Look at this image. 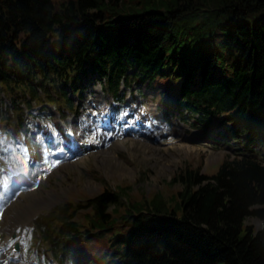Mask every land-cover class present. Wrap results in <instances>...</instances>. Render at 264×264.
I'll return each mask as SVG.
<instances>
[{"label":"trees","instance_id":"16d2710c","mask_svg":"<svg viewBox=\"0 0 264 264\" xmlns=\"http://www.w3.org/2000/svg\"><path fill=\"white\" fill-rule=\"evenodd\" d=\"M55 33L73 61L131 50L152 80L169 73L173 82L157 86L160 94L176 79L197 81L188 91L212 101L208 114L253 130L256 116L264 120V0H0V70L7 50L49 60ZM183 100L194 99L176 103ZM170 184L178 187L151 194L104 182L81 225L121 228L118 264H264V165L241 157L214 174L184 167Z\"/></svg>","mask_w":264,"mask_h":264},{"label":"rangeland","instance_id":"374dc122","mask_svg":"<svg viewBox=\"0 0 264 264\" xmlns=\"http://www.w3.org/2000/svg\"><path fill=\"white\" fill-rule=\"evenodd\" d=\"M143 101L146 103L147 112L150 104L153 108V113H156L155 107L159 106L157 101L151 97L149 90L142 87ZM151 100V101H150ZM9 105L3 101L0 103V116L2 112H6L7 122L2 121L0 117V129L6 132L7 128L13 126L10 123L12 116L9 114ZM157 114V113H156ZM160 115V114H158ZM4 116V117H5ZM175 122V120H173ZM8 123V125H6ZM162 119L156 120V127L145 134L127 135L122 140V145L116 146L114 149H107L89 154V160L81 162L80 164H73L71 167L74 171H69L68 168L59 169L53 172V178L43 181L40 185L42 192H37L31 196L19 195L13 198L12 204L7 208L5 213L11 214L24 207L43 206L45 204H52L49 210L57 205L54 202H62V194L57 188H48L56 184L58 179L62 181V186L69 190L74 184L80 189L89 192L97 191L104 180L111 185L114 184H131L132 188L138 193L139 190L153 194L156 190L172 187L176 189L177 184H170L173 175L180 172L182 168H196L200 167L202 172H212L226 157V154L236 151V145L232 147V151L226 149V146H215L209 142L208 138H197L192 134L185 132L186 129L181 126L179 122L177 125H165ZM11 132V129H10ZM29 134V132H28ZM172 135V137H168ZM234 144L236 141L233 140ZM246 149H248L246 147ZM261 152V150H260ZM262 153V152H261ZM261 156V154H259ZM91 162V168L88 172L87 163ZM70 180V187L65 183ZM168 185V186H167ZM167 186V187H166ZM53 192L55 196L50 197L48 202L46 192ZM83 196L82 192H79ZM75 198L73 193L67 195L66 200L71 201ZM10 204V203H9ZM5 219L0 220V232H3L2 227L5 225ZM247 224H252L256 229L262 226V221L255 217L246 219ZM104 238L91 239L88 244L89 247L96 246L94 255L97 260L100 259L102 253L107 249V244ZM43 248L38 245V250Z\"/></svg>","mask_w":264,"mask_h":264},{"label":"bare ground","instance_id":"6f19581e","mask_svg":"<svg viewBox=\"0 0 264 264\" xmlns=\"http://www.w3.org/2000/svg\"><path fill=\"white\" fill-rule=\"evenodd\" d=\"M116 143H121V140H117L116 141ZM57 153L59 154L60 153V151L59 150H57ZM7 155V157L9 158V160H11V161H13V157H12V155H11V153H10V151L6 154ZM27 156H29V157H33L32 159H33V164L35 165L36 163H39L40 161H41V158L39 157V156H37V154H27ZM18 218V217H17ZM17 218H15V216H13V217H10L9 218V222L10 223H16L17 222Z\"/></svg>","mask_w":264,"mask_h":264},{"label":"snow or ice","instance_id":"6c2138e0","mask_svg":"<svg viewBox=\"0 0 264 264\" xmlns=\"http://www.w3.org/2000/svg\"><path fill=\"white\" fill-rule=\"evenodd\" d=\"M57 163H59V161H57Z\"/></svg>","mask_w":264,"mask_h":264}]
</instances>
